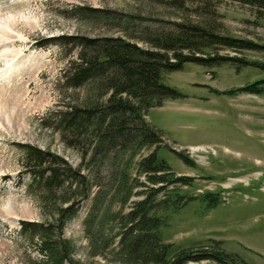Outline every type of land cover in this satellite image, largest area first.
Here are the masks:
<instances>
[{
    "label": "rangeland",
    "instance_id": "374dc122",
    "mask_svg": "<svg viewBox=\"0 0 264 264\" xmlns=\"http://www.w3.org/2000/svg\"><path fill=\"white\" fill-rule=\"evenodd\" d=\"M202 1L185 0L177 8L156 0H0V264H30L45 258L36 239L31 241L20 225L21 221L41 222L44 215L27 190L29 175L24 172L19 144L49 149L71 165H80L78 151L43 123L60 100L85 95L84 88L67 91L60 83L63 69L77 51H69L58 37L119 34L85 17L82 12L87 8L166 20H203L207 16L195 9ZM210 3L214 13L208 17L220 33L264 46V15L258 17L253 8L237 2ZM218 52L264 63V48ZM258 80H264V68L239 60L213 67L186 62L181 69L164 74V83L180 96L149 109L146 118L190 163L169 148L159 149L158 155L176 175L192 179L191 185L180 186L182 192H211L220 197L214 207L194 200L169 213L162 228L166 242L188 247L221 240L224 249L248 264H264V82L259 92H235ZM90 203V198L80 203L63 237L74 244L73 258L80 264H119L92 254L88 247L83 219Z\"/></svg>",
    "mask_w": 264,
    "mask_h": 264
},
{
    "label": "trees",
    "instance_id": "16d2710c",
    "mask_svg": "<svg viewBox=\"0 0 264 264\" xmlns=\"http://www.w3.org/2000/svg\"><path fill=\"white\" fill-rule=\"evenodd\" d=\"M183 7L185 0H156ZM253 8L264 15V0H227ZM200 8L207 18L166 20L113 9L87 8L85 17L101 22L118 35L58 37L77 51L60 76L65 90L84 88L85 95L60 100L49 110L48 122L66 146L78 151L75 167L59 154L29 143L23 149L27 190L44 215L43 221H21L22 231L36 239L43 259L30 264H80L73 258L74 244L63 229L76 217L83 200H91L83 219L88 247L119 264H248L238 254L209 245L179 246L163 239L162 228L169 213L190 201L201 200L208 208L220 203L217 193L190 195L180 186L191 185L188 176H178L159 157L161 148L171 149L184 163L190 160L172 148L164 134L146 118L149 109L162 105L179 91L163 81L166 73L186 62L213 67L231 60L264 68V63L219 54V49H263L245 38L219 32L208 17L214 11L210 0ZM258 80L235 92L261 91ZM229 90L226 93H231Z\"/></svg>",
    "mask_w": 264,
    "mask_h": 264
},
{
    "label": "bare ground",
    "instance_id": "6f19581e",
    "mask_svg": "<svg viewBox=\"0 0 264 264\" xmlns=\"http://www.w3.org/2000/svg\"><path fill=\"white\" fill-rule=\"evenodd\" d=\"M8 104H6V106H7ZM196 150V149H195Z\"/></svg>",
    "mask_w": 264,
    "mask_h": 264
}]
</instances>
